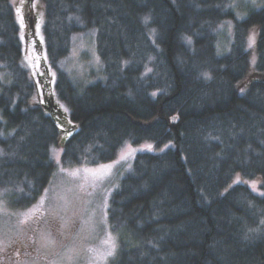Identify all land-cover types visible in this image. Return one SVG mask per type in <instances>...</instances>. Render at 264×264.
I'll return each mask as SVG.
<instances>
[{
    "label": "trees",
    "instance_id": "1",
    "mask_svg": "<svg viewBox=\"0 0 264 264\" xmlns=\"http://www.w3.org/2000/svg\"><path fill=\"white\" fill-rule=\"evenodd\" d=\"M32 1L22 27L12 0H0V199L19 210L51 184L60 147L55 100L29 106L48 72L32 54ZM231 1L42 0L49 76L76 128L62 165L112 163L127 143L168 146L138 154L111 198L110 264H264V195L228 189L241 176L264 191V8L237 21ZM91 31L105 78L82 88L58 66Z\"/></svg>",
    "mask_w": 264,
    "mask_h": 264
},
{
    "label": "rangeland",
    "instance_id": "2",
    "mask_svg": "<svg viewBox=\"0 0 264 264\" xmlns=\"http://www.w3.org/2000/svg\"><path fill=\"white\" fill-rule=\"evenodd\" d=\"M24 1L12 0L20 26L18 12ZM231 6L236 11L237 21H240L251 11L264 8V0H232ZM32 10L35 16V30L30 42L32 54L37 63L40 62V65L48 68V72L40 70L37 91L40 88L41 94L34 97L29 106H44V101H48V98L55 100L56 108L47 112L58 125L60 147L53 152L57 168L54 178L32 207L26 210L14 209L0 199V264H110L118 254L119 244L108 219L111 198L121 179L132 169L138 154H162L168 146L158 148L151 143L137 146L127 143L112 163L98 167H64L62 165L64 144L75 134L76 128L71 122L66 105L56 96L57 79L52 80L49 76V71L52 74L56 73L51 68L46 54L42 0L32 1ZM232 28L234 30L233 22H227L219 29L220 34H225L223 38L226 43L230 41ZM22 32L23 30L21 34ZM258 34V27H253L249 31L248 51L251 69H255L258 62ZM58 70L66 73L73 84L82 88L93 84L100 77L101 80L105 78L101 71V59L93 31L72 39L68 59L59 64ZM0 79L5 84L4 78ZM122 155H126L127 158L121 159ZM108 165L114 166L108 168ZM256 182L240 176V182L237 183L236 180L231 182L228 189L235 185H243L262 196L263 190L257 186L253 189L251 186ZM108 233H111L114 239L116 252L114 257L103 258L108 250V244L105 243L108 240Z\"/></svg>",
    "mask_w": 264,
    "mask_h": 264
},
{
    "label": "snow or ice",
    "instance_id": "3",
    "mask_svg": "<svg viewBox=\"0 0 264 264\" xmlns=\"http://www.w3.org/2000/svg\"><path fill=\"white\" fill-rule=\"evenodd\" d=\"M234 7V5H233ZM145 22L147 23V18H145ZM21 26L23 27V24H21ZM250 46H251V41H250ZM42 74V73H41ZM54 75V74H53ZM155 95V93L153 94ZM61 107H63V105H61ZM65 111H67V109H65ZM130 147V146H129ZM149 148H151V146L149 145L148 146ZM53 152H55V148L52 149ZM126 155H122L121 156V159H126ZM114 165H108L107 167L108 168H111L113 167ZM61 171H63V168H61ZM73 175H75V173H72ZM236 182L239 183L240 182V178L239 176L236 177ZM252 188L255 189L256 188V185L255 183H253L252 185ZM261 195H264V193H261ZM23 222V221H22ZM106 244H108V250L104 253V256L103 258H107V257H114L115 255V252H116V246H115V242H114V239L112 238L111 236V233H108V240L105 242Z\"/></svg>",
    "mask_w": 264,
    "mask_h": 264
}]
</instances>
